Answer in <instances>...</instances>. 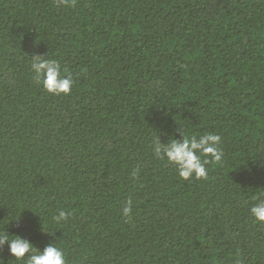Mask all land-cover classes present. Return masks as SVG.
<instances>
[{
    "label": "trees",
    "instance_id": "1",
    "mask_svg": "<svg viewBox=\"0 0 264 264\" xmlns=\"http://www.w3.org/2000/svg\"><path fill=\"white\" fill-rule=\"evenodd\" d=\"M35 55L70 94L36 82ZM180 130L221 136L206 177L155 156ZM258 199L264 0H0V231L66 264H264Z\"/></svg>",
    "mask_w": 264,
    "mask_h": 264
},
{
    "label": "clouds",
    "instance_id": "2",
    "mask_svg": "<svg viewBox=\"0 0 264 264\" xmlns=\"http://www.w3.org/2000/svg\"><path fill=\"white\" fill-rule=\"evenodd\" d=\"M61 2L66 3L67 0H61ZM30 69L36 82L50 94H70L74 81L71 76L62 74L61 65L56 60L48 59L43 55L32 56ZM180 134L182 139L169 137L167 143H162L157 137L153 143L155 156L175 165L179 177L184 180L193 176L206 177L208 172L206 165L210 162L219 163L223 158L224 153L219 147L221 136L209 132L197 138L182 130ZM203 157L207 159H202ZM130 211L131 202L123 209L125 215ZM249 211L256 221L264 223V199H258L250 206ZM67 219L68 214L63 210H59L58 214L52 217L57 225L61 221L66 222ZM5 244L8 245L9 254L16 260H25V264H66L65 254L54 242H50L48 246L40 250L21 235H10L3 230L0 231V247ZM0 264H5L2 256H0Z\"/></svg>",
    "mask_w": 264,
    "mask_h": 264
}]
</instances>
